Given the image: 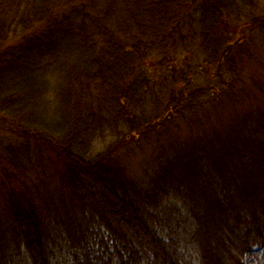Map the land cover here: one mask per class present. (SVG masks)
<instances>
[{"label":"trees","instance_id":"obj_1","mask_svg":"<svg viewBox=\"0 0 264 264\" xmlns=\"http://www.w3.org/2000/svg\"><path fill=\"white\" fill-rule=\"evenodd\" d=\"M200 48L223 62L190 87ZM253 95L264 0H0V264H245L264 249Z\"/></svg>","mask_w":264,"mask_h":264},{"label":"rangeland","instance_id":"obj_2","mask_svg":"<svg viewBox=\"0 0 264 264\" xmlns=\"http://www.w3.org/2000/svg\"><path fill=\"white\" fill-rule=\"evenodd\" d=\"M232 25H228L227 27H226V29H225V35H224V37L226 38H230V40H229V42H231V43H234L235 44V41L237 42V36L238 35H236V37H235V32H234V30H233V27H231ZM249 32H247V31H242V32H240V34H239V36L241 37V38H244V42L240 45V47L241 48H243V49H245V45L249 42ZM240 39V38H239ZM196 51H197V49H196ZM200 51H201V55H199V58H194V54H193V52H191L189 55H191L193 58L189 61V65L191 66H193L192 67V70L193 69H195V71L196 72H199V74L200 75H202V76H200V75H194L193 76V80H191V83H189V86L190 87H196V88H202V87H204V85H208V86H213V85H215V82H204L205 80H207V79H209L210 80V78H211V76H209V75H207V76H203V74H207L208 72H206V73H203L201 70H199L198 69V65L200 64V65H202L203 63H207V62H211V60L213 59V58H215V59H213L212 61H214L216 64H219V63H221L222 64V62H223V59H222V57H220V58H218V56L216 55V56H214L213 58H209V56L207 55V53H203L202 52V50H201V48H200ZM152 53V55L154 56V57H157V56H159V51H158V49H156V50H154L153 52H151ZM179 54V53H178ZM200 59V60H199ZM197 60H199V62L197 63ZM231 63V64H230ZM229 63V65H231L232 66V69L231 70H229V72L230 73H232L233 74V71H235V73L236 74H238V75H243V77H252L253 75H252V73L254 72V71H256V69H255V67L252 65V64H249V63H247V62H245V61H242V62H237V61H235V62H230ZM219 66V65H218ZM208 68V67H207ZM213 70H216V68L215 67H212V76H214V78L215 79H217L216 77H217V72H215V71H213ZM189 77V75L188 76H186V78H188ZM186 78H184V79H186ZM213 78V79H214ZM252 78H255V77H252ZM190 79V78H189ZM212 80V79H211ZM217 81H219V80H217ZM245 89H248V88H245ZM242 90V89H241ZM241 90H237L236 92H237V95L236 96H241L240 94H242V93H240L241 92ZM253 98L255 99V98H257V99H259V95H253ZM260 100V104H262L263 105V102H264V99H259ZM255 103H259V102H257V101H255ZM199 123V122H198ZM180 129L181 130H184V129H186V127H180ZM186 130H188V129H186ZM164 131V130H163ZM177 132H179L180 134H181V136H184L185 135V133L186 132H181V131H177ZM177 132H174V134L176 135V137L178 136V133ZM179 134V135H180ZM7 135V134H6ZM111 141H113L112 140V138H108L104 143H102V142H97L96 143V145H94V150L97 152V151H99V150H101V149H103L104 147H105V145H106V143H110ZM164 144H167L166 142H164ZM131 157V156H130ZM132 158V157H131ZM134 159V158H133ZM7 161V158L6 157H4V156H1L0 155V167H1V164H2V166L4 167V163ZM135 161V160H134ZM6 167L7 168H9V166L8 165H6ZM0 170H1V168H0ZM32 171V170H31ZM36 171V170H35ZM41 173V172H40ZM256 250V249H255ZM253 251V253L251 254V255H248V256H246V258H245V264H264V249H258V250H256V251Z\"/></svg>","mask_w":264,"mask_h":264}]
</instances>
